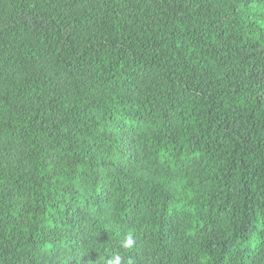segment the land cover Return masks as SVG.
<instances>
[{"label": "trees", "instance_id": "trees-1", "mask_svg": "<svg viewBox=\"0 0 264 264\" xmlns=\"http://www.w3.org/2000/svg\"><path fill=\"white\" fill-rule=\"evenodd\" d=\"M117 254L264 264V0H0V264Z\"/></svg>", "mask_w": 264, "mask_h": 264}, {"label": "clouds", "instance_id": "clouds-1", "mask_svg": "<svg viewBox=\"0 0 264 264\" xmlns=\"http://www.w3.org/2000/svg\"><path fill=\"white\" fill-rule=\"evenodd\" d=\"M134 244V240L131 234H129L123 241L122 246L124 248H131ZM108 264H122V257L120 255H114L109 259Z\"/></svg>", "mask_w": 264, "mask_h": 264}]
</instances>
